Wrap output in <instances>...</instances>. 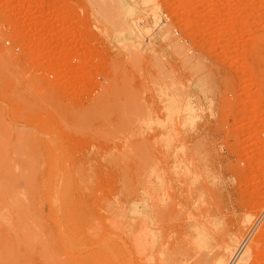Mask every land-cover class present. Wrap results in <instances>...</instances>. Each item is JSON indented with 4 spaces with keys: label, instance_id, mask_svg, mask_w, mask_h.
Masks as SVG:
<instances>
[{
    "label": "rangeland",
    "instance_id": "obj_1",
    "mask_svg": "<svg viewBox=\"0 0 264 264\" xmlns=\"http://www.w3.org/2000/svg\"><path fill=\"white\" fill-rule=\"evenodd\" d=\"M263 207L264 0H0V264H264Z\"/></svg>",
    "mask_w": 264,
    "mask_h": 264
},
{
    "label": "bare ground",
    "instance_id": "obj_2",
    "mask_svg": "<svg viewBox=\"0 0 264 264\" xmlns=\"http://www.w3.org/2000/svg\"><path fill=\"white\" fill-rule=\"evenodd\" d=\"M124 7H125V13H126V15H127V17H129L130 15H131V13H132V11H131V9L130 8H128V7H130V6H127L126 4H124ZM129 23V22H128ZM130 23H131V21H130ZM119 26V25H118ZM132 28H131V24H130V27H127V29L126 30H122L121 31V37H122V40L123 41H125V40H127V38H129L133 33H132V30H131ZM119 31V30H118ZM175 102V101H174ZM188 110H190V109H188ZM187 110V111H188ZM186 111V110H185ZM185 111H183V112H185ZM186 111V112H187ZM187 113H192V110L190 111V112H187ZM186 113V114H187ZM186 114H184V115H186ZM181 115V114H180ZM191 115V114H190ZM188 118V117H187ZM191 118V117H190ZM146 185V184H145ZM141 187V186H140ZM157 190V189H156ZM161 191V190H160ZM149 194V193H148ZM137 198V197H136ZM158 198V197H157ZM155 199V198H154ZM158 202V201H157ZM147 203H148V201H147ZM152 203V202H151ZM157 204V203H156ZM168 204H169V202H168ZM236 204H238V203H236ZM147 205L146 204H143V202H141V203H139V201H138V203L134 206V213H135V215L136 216H138L139 215V220H137L138 222H136V223H133V226H134V224H136L135 226H134V228L133 229H135V230H137L138 232H143L144 230H146L147 229V227L149 226V221H150V216L148 215V211H147V207H146ZM159 206V205H158ZM236 206V205H235ZM171 207V206H170ZM236 207H238V208H242V207H240V205L239 206H236ZM154 208V207H153ZM264 208V207H263ZM171 209V208H170ZM149 210V209H148ZM229 210V209H228ZM232 210V209H231ZM235 210V209H234ZM240 209H238V211H239ZM250 210V209H249ZM260 210V209H259ZM150 211V210H149ZM161 211V210H160ZM159 211V212H160ZM236 211H237V209H236ZM247 211V210H246ZM245 211V212H246ZM253 211V210H252ZM258 211V210H257ZM257 211H255V212H257ZM153 212V211H152ZM151 212V213H152ZM170 212V211H169ZM241 212V211H240ZM133 213V214H134ZM155 213V212H154ZM154 213H152L153 214V216H154ZM158 213V212H157ZM171 213V212H170ZM233 213L234 212H232V215H233ZM253 213V212H252ZM251 213V214H252ZM159 214V213H158ZM166 214V213H165ZM169 214V213H168ZM213 214V213H212ZM231 214V213H230ZM251 214H247V215H245L244 217H243V219L241 220V228L242 229H245L246 228V226H248L251 222H252V219H253V214L251 215ZM171 215V214H170ZM169 215V216H170ZM202 215V214H201ZM204 215V214H203ZM226 215H227V213H226ZM153 216H152V218H153ZM156 216V215H155ZM229 216V215H228ZM159 217V216H158ZM158 217L155 219V220H157L158 219ZM163 217V216H162ZM159 218H161V217H159ZM215 218V217H214ZM222 218H224L223 216H222ZM226 218V217H225ZM167 220V219H166ZM134 221H136V220H134ZM168 221V220H167ZM133 222V221H132ZM131 222V223H132ZM205 222H207V220L205 221ZM151 223V222H150ZM208 224H204L203 226L201 225V227H200V229H199V231L202 229V228H204V227H207L210 223H214L215 225H216V231H214V232H212V239H211V241L208 243V245L207 246H205V247H198V246H196V245H194V255H196V257H195V260H194V263L190 260V262H192L193 264H225L224 263V256L226 255H228V254H231V252H233V250L235 251L234 252V254L233 255H235V254H237L238 252H239V247H240V245H238L237 244V240H239V239H237L235 236H237V235H235L234 236V234H233V232H231V230H233V226H234V222H231V220L230 221H227V222H225V221H221V220H218V219H212V220H208V222H207ZM155 224V223H154ZM196 225V224H195ZM198 225V224H197ZM196 225V226H197ZM137 226V227H136ZM157 226H155V228H156ZM250 227V226H249ZM132 228V227H131ZM154 228V227H153ZM241 228L240 229H238V230H241ZM252 228V227H251ZM133 229H132V231H133ZM175 229V228H174ZM195 229H196V227H195ZM198 229V228H197ZM133 231V232H136V231ZM159 230V229H158ZM167 230V229H166ZM210 231H211V229H209ZM237 230V231H238ZM252 230V229H251ZM262 230H264V229H262ZM163 231V230H162ZM161 231V232H162ZM171 231V230H170ZM192 231V230H191ZM242 231V230H241ZM174 232V231H173ZM258 232H260L259 234H258V237L259 238H262V239H264L263 237H264V231H262V233H261V231H258ZM137 233V232H136ZM153 233H154V231H153ZM190 233V232H189ZM133 235L135 234V233H132ZM156 234V233H155ZM248 234V233H247ZM136 235V234H135ZM167 235V234H166ZM171 235V234H170ZM193 235V234H192ZM129 236V235H128ZM256 236V235H255ZM261 236V237H260ZM123 237V236H122ZM135 239H136V237L135 236H133ZM169 237V236H168ZM257 237V236H256ZM257 237V238H258ZM126 238V237H125ZM173 238V237H172ZM186 238V237H185ZM251 237L250 236H248V237H246L245 239H244V242L242 243L244 246L246 245V243L248 242V241H250L251 239H250ZM127 239V238H126ZM129 239H131L130 237H129ZM164 239V238H163ZM174 239V238H173ZM261 239V240H262ZM142 240V239H141ZM166 240V239H165ZM117 241V240H116ZM133 241V240H132ZM131 241V242H132ZM254 241H256L255 243L253 242V244L254 245H256V244H258V243H260V242H258L259 240H254ZM130 242V243H131ZM135 242V241H134ZM242 242V241H241ZM251 242V241H250ZM191 243V242H190ZM112 244V243H111ZM119 244V243H118ZM222 244H225L224 246L222 245ZM249 244V243H248ZM113 245V244H112ZM119 245H121V248H119V252L117 251V248H116V254L114 255V258L115 259H118V260H114V261H112V260H110L109 258V261H111L109 264H121V263H119V262H121V261H119V258L121 257V256H123V251H124V247H125V243H120ZM130 245H132V244H130ZM188 245V244H187ZM252 246V245H251ZM264 246V245H263ZM262 246V247H263ZM253 247V246H252ZM251 247V248H252ZM126 248V247H125ZM133 248V247H132ZM135 248V247H134ZM247 248H249V247H247ZM250 248V249H251ZM140 249V248H139ZM256 249V248H255ZM257 249H258V247H257ZM260 249H262V248H260ZM110 250H112V249H110ZM134 250V249H133ZM166 250V249H165ZM176 250V249H175ZM178 250V249H177ZM115 251V250H114ZM113 251V252H114ZM247 251V250H246ZM252 251V250H251ZM262 251V250H261ZM125 252V251H124ZM148 252V251H147ZM162 252V251H161ZM191 252V253H192ZM244 252V251H243ZM254 252H256V251H254ZM253 252V256H255L254 253ZM257 252H259V250H257ZM105 253V252H104ZM112 253V252H111ZM127 253V252H126ZM159 253V252H158ZM158 253H157V255H158ZM163 253V252H162ZM247 253V252H246ZM166 254V253H165ZM173 254V253H172ZM189 254V253H188ZM249 254V253H248ZM252 254V253H251ZM159 255H160V253H159ZM182 255H184V254H182ZM244 255V254H243ZM142 256V255H141ZM163 256V255H162ZM171 256V255H170ZM240 255H238V257H239ZM251 256V255H250ZM104 257V256H103ZM108 257V256H107ZM139 257V256H138ZM153 257V256H152ZM165 257H166V255H165ZM172 257V256H171ZM178 257V256H177ZM183 257V256H182ZM233 257V256H232ZM242 257V256H241ZM105 258V257H104ZM122 258V257H121ZM136 258V257H135ZM162 258V257H161ZM236 258H237V256H236ZM255 258V257H254ZM124 259V258H123ZM149 259V258H148ZM157 259V258H156ZM183 259V258H182ZM192 259V258H191ZM121 260V259H120ZM166 260H168V258L166 259ZM179 260V259H178ZM188 260V259H187ZM170 261H171V258H170ZM185 261V260H184ZM235 261V260H234ZM241 261H243V260H241V259H239V262L241 263ZM107 262H108V260H107ZM107 262H105L106 264H108ZM135 262V261H134ZM144 262H145V260H144ZM176 262H178V261H176ZM238 261L237 262H235L236 264L237 263H239ZM244 262V261H243ZM256 262V261H255ZM148 263V262H147ZM151 263V262H150ZM156 263V262H155ZM160 263V262H159ZM168 263H169V261H168ZM191 263V264H192ZM234 263V262H233ZM140 264H142V263H140ZM180 264V263H179ZM251 264V263H250ZM256 264V263H255Z\"/></svg>",
    "mask_w": 264,
    "mask_h": 264
},
{
    "label": "clouds",
    "instance_id": "obj_3",
    "mask_svg": "<svg viewBox=\"0 0 264 264\" xmlns=\"http://www.w3.org/2000/svg\"><path fill=\"white\" fill-rule=\"evenodd\" d=\"M211 229V231L209 230ZM216 231V225L210 223L207 227L202 228L200 231L193 232L192 243L198 247H205L212 239V232Z\"/></svg>",
    "mask_w": 264,
    "mask_h": 264
}]
</instances>
